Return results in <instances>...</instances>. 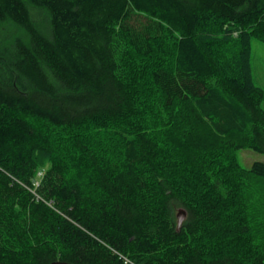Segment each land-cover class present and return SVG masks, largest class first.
I'll list each match as a JSON object with an SVG mask.
<instances>
[{
    "label": "trees",
    "instance_id": "obj_1",
    "mask_svg": "<svg viewBox=\"0 0 264 264\" xmlns=\"http://www.w3.org/2000/svg\"><path fill=\"white\" fill-rule=\"evenodd\" d=\"M254 39L264 0H0V264H264Z\"/></svg>",
    "mask_w": 264,
    "mask_h": 264
},
{
    "label": "rangeland",
    "instance_id": "obj_2",
    "mask_svg": "<svg viewBox=\"0 0 264 264\" xmlns=\"http://www.w3.org/2000/svg\"><path fill=\"white\" fill-rule=\"evenodd\" d=\"M252 67L255 83L264 89V42L259 39L253 40ZM239 157L242 164L247 167H249L255 160L264 161V154L250 150H243L239 152ZM38 175L40 177L42 173H39ZM36 184L38 185L39 181H36ZM182 211H185L186 217V210L184 208L178 207L176 209L177 218L182 215Z\"/></svg>",
    "mask_w": 264,
    "mask_h": 264
},
{
    "label": "water",
    "instance_id": "obj_3",
    "mask_svg": "<svg viewBox=\"0 0 264 264\" xmlns=\"http://www.w3.org/2000/svg\"><path fill=\"white\" fill-rule=\"evenodd\" d=\"M184 219H185V211H182V215H180L178 217L179 226L182 224ZM51 264H73V263L66 262V261H61V260H56V261L52 262Z\"/></svg>",
    "mask_w": 264,
    "mask_h": 264
}]
</instances>
